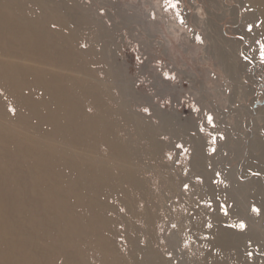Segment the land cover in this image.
<instances>
[{"label": "rangeland", "instance_id": "374dc122", "mask_svg": "<svg viewBox=\"0 0 264 264\" xmlns=\"http://www.w3.org/2000/svg\"><path fill=\"white\" fill-rule=\"evenodd\" d=\"M261 1L0 0V264H264Z\"/></svg>", "mask_w": 264, "mask_h": 264}, {"label": "bare ground", "instance_id": "6f19581e", "mask_svg": "<svg viewBox=\"0 0 264 264\" xmlns=\"http://www.w3.org/2000/svg\"><path fill=\"white\" fill-rule=\"evenodd\" d=\"M261 3L264 5V0H262L261 1ZM261 17L263 18V22H264V11H262V13H261ZM1 26V25H0ZM12 31V30H11ZM18 41L19 42H21L22 43V41H23V39H21L20 37L18 38ZM35 44H36V46H37V48H38V51H39V44L35 41ZM4 79V77L3 78H1L0 77V80H3ZM43 82H44V80H43ZM46 86V85H45ZM47 88L48 89H50V86H47ZM56 90V89H55ZM50 90L49 91V95L51 96V97H53L58 103H60V104H67L69 101L71 102V97H69V98H66L61 92H60V90H59V88H58V90ZM51 92H54V95L51 93ZM262 159L263 158H261V159H259L258 161L259 162H253L254 164H255V166L256 167H258V168H260L263 172H264V167H263V165H264V163H262ZM121 162V161H120ZM124 163V162H123ZM4 164H6V161H4ZM263 164V165H262ZM34 165V164H33ZM254 166V165H253ZM0 214H1V209H0ZM217 256V255H216ZM205 261H207L206 263H205ZM220 264L218 261H217V258L214 256V257H212V256H209V258H205L204 259V261H202V264Z\"/></svg>", "mask_w": 264, "mask_h": 264}, {"label": "snow or ice", "instance_id": "6c2138e0", "mask_svg": "<svg viewBox=\"0 0 264 264\" xmlns=\"http://www.w3.org/2000/svg\"><path fill=\"white\" fill-rule=\"evenodd\" d=\"M174 6V5H173ZM249 30H251V26H249ZM262 55H264V53H262ZM10 111H13L14 112V109H10ZM145 111H147V109H145ZM212 120H211V117H209V123H211ZM202 130V129H201ZM179 147H182V146H179ZM185 151H187V149H185ZM214 151V149H213ZM255 175H258V173H254ZM253 212L257 213V214H260V209L257 208L255 205L252 206V209H251ZM225 215H227V211L225 210ZM209 227H211V225H209ZM231 227H234V228H239L241 230H244L246 228V224L241 221L239 224H234V225H231ZM249 256H251V253L248 254Z\"/></svg>", "mask_w": 264, "mask_h": 264}]
</instances>
